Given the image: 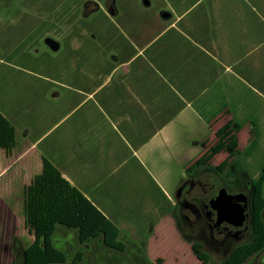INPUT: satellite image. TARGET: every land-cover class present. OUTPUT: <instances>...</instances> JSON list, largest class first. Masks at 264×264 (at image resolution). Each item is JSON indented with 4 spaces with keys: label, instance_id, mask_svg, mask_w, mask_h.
Here are the masks:
<instances>
[{
    "label": "crops",
    "instance_id": "1",
    "mask_svg": "<svg viewBox=\"0 0 264 264\" xmlns=\"http://www.w3.org/2000/svg\"><path fill=\"white\" fill-rule=\"evenodd\" d=\"M155 3L105 19L108 32L77 36L58 58L32 49L30 28L19 31L24 18L11 22L12 35L0 20V112L16 130L15 147L0 149V264L35 241L25 190L45 160L117 225L125 252L146 250L155 262L179 246V170L227 122L248 131L249 160L258 162L251 175L260 178L264 0ZM218 156L217 166L228 154ZM59 227L69 254L82 249L84 262L112 264L122 254L102 236L81 245L77 229ZM242 264H264V255Z\"/></svg>",
    "mask_w": 264,
    "mask_h": 264
},
{
    "label": "rangeland",
    "instance_id": "2",
    "mask_svg": "<svg viewBox=\"0 0 264 264\" xmlns=\"http://www.w3.org/2000/svg\"><path fill=\"white\" fill-rule=\"evenodd\" d=\"M145 0H0V20H4L3 28L5 33L14 34V26L11 22L16 19L24 18L25 24L20 25V32H30L34 35V40L29 42L32 49H35L37 54L43 50L51 52L52 56L59 55V52H69L76 46L77 36L81 34H89L96 32H108L109 25L106 24L105 19L114 17L118 20L127 18L132 11H136L138 14L141 10H145L142 3ZM160 0H148L151 3V8L155 7V2ZM132 3V4H131ZM136 9H131L130 7ZM34 19L35 24L31 25ZM111 27V26H110ZM53 40L59 44V51L54 53L50 51L48 41ZM215 124H213L214 126ZM215 129V127H214ZM238 142L240 143V149L237 151L235 159L230 163L229 167L224 173L217 171V164L219 162L218 156L209 165L198 169V173H208L207 176L211 181H215L219 186H223L230 189L243 187L246 181V177L249 178L253 184H257L259 179L252 178V172L258 168V162L251 163L249 160L251 148H247L250 145L247 144L248 131L238 129L237 132ZM214 139L211 144L214 143ZM180 177L185 180H180V187L184 184V181L188 179L186 171L179 170ZM187 175V176H186ZM193 175V174H192ZM246 176V177H245ZM262 187H258L259 191V203L256 206V210L264 208V184ZM258 214V213H257ZM258 230L264 228V220L261 215L255 220ZM179 230V246H171L168 254L163 259V264H202L192 251L191 245L195 240L185 234L181 228ZM63 234L62 229L59 227L53 237V244L56 248L61 249L68 253L69 260L71 261L73 256L69 254L66 249L65 243L61 240ZM256 238H252L248 243L238 247L228 259H221L220 256L206 248L203 251L210 255L211 264H233L232 258L239 248H247L250 250L248 259H251L256 253L253 250V246L256 243ZM160 251V250H159ZM143 254L141 257H136L133 249L127 250L113 260L112 264H151L155 263V257L148 259L145 256L146 250L141 251ZM161 253V251H160ZM161 259V258H158ZM83 264H98L97 260L92 257L86 259Z\"/></svg>",
    "mask_w": 264,
    "mask_h": 264
},
{
    "label": "trees",
    "instance_id": "3",
    "mask_svg": "<svg viewBox=\"0 0 264 264\" xmlns=\"http://www.w3.org/2000/svg\"><path fill=\"white\" fill-rule=\"evenodd\" d=\"M237 132L233 121L227 122L216 131L212 146L186 169L188 178L198 169L212 163L218 155L227 153V159L216 168L219 173H224L238 151ZM15 145L16 130L0 112V149L11 151ZM263 184L264 170L256 185L262 187ZM263 211L264 208L260 210ZM25 225L35 241L27 250L18 253L17 260L13 264H83L82 249H79L70 261L68 253L53 244V237L59 226L77 229L81 245L102 236L104 245L109 251L119 253L126 251L119 242L120 230L117 225L108 220L68 183L59 170L47 160L44 161L42 173L37 175L25 190ZM263 241L264 239H261L260 243L262 244ZM191 248L202 264L208 263L209 256L203 251L202 244L193 242ZM248 253V251L238 252L234 257L235 263H244ZM163 263V259H158L151 264Z\"/></svg>",
    "mask_w": 264,
    "mask_h": 264
},
{
    "label": "flooded vegetation",
    "instance_id": "4",
    "mask_svg": "<svg viewBox=\"0 0 264 264\" xmlns=\"http://www.w3.org/2000/svg\"><path fill=\"white\" fill-rule=\"evenodd\" d=\"M207 174L195 172L180 187L178 228H181L185 234H189L188 236H191L195 242L202 244L203 249L216 252L222 260L228 259L238 247L256 238L253 246L256 254L250 260L262 257L264 241L262 244L260 242L264 239V228L258 230L255 223L259 215L264 220V211L256 210L259 203L258 186L246 179L243 187L230 189L225 184L219 186L217 182L211 181ZM220 192L225 196L244 197L242 205L245 206L247 219L242 227H235L226 222L219 223L213 199L215 194ZM242 251L249 252L246 257L248 259L250 250L247 248H239L234 257ZM205 253L209 256L207 264H211L210 255ZM234 257L232 263L238 264L235 263Z\"/></svg>",
    "mask_w": 264,
    "mask_h": 264
},
{
    "label": "water",
    "instance_id": "5",
    "mask_svg": "<svg viewBox=\"0 0 264 264\" xmlns=\"http://www.w3.org/2000/svg\"><path fill=\"white\" fill-rule=\"evenodd\" d=\"M144 3L149 4L148 0ZM48 46L53 51L59 49V44L53 40L48 41ZM242 202H244L242 196H225L221 192L215 194L213 206L217 211L219 223L226 222L235 227H242L247 219L246 209Z\"/></svg>",
    "mask_w": 264,
    "mask_h": 264
}]
</instances>
